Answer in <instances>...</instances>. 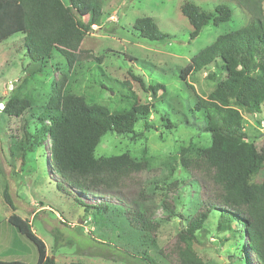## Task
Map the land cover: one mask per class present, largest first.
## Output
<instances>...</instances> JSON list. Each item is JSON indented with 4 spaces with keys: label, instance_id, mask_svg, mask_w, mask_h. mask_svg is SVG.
I'll list each match as a JSON object with an SVG mask.
<instances>
[{
    "label": "rangeland",
    "instance_id": "rangeland-1",
    "mask_svg": "<svg viewBox=\"0 0 264 264\" xmlns=\"http://www.w3.org/2000/svg\"><path fill=\"white\" fill-rule=\"evenodd\" d=\"M193 1L212 11L222 0ZM181 2L101 0L95 19L90 5L84 4L78 13L91 31L80 48L103 55L101 63L83 61L68 67L57 51L43 63L32 62L25 56L19 32L0 42V109L11 94L30 96L36 105L44 106L55 92V81L89 102L106 105L110 112L127 111L134 103L153 104L135 124L137 139L132 133L107 132L94 148L95 157L129 153L142 161L141 170L131 174L123 189L99 198L80 195L72 187L61 190L63 184L50 167L49 137H38L40 144L28 150L32 134L40 126L36 117L42 106L18 117L0 110V262L40 264L51 255L59 264H142L128 252L141 255L144 251L156 264H179L175 251L181 244L179 232L199 212L204 189L197 182L200 168H185L181 150L193 162L196 149L212 146L207 128L221 116L207 108L206 97L214 85L207 72H193L183 81L180 69L218 36L244 27L249 18L242 7L227 2L233 8L231 19L218 25L209 23L197 38L190 39L189 23L179 11ZM262 7L264 13V1ZM142 16H151L169 37L159 41L141 37L132 25ZM129 73L140 76L146 85L160 84L163 90L156 97ZM196 103L205 107L196 110ZM260 108L255 114L242 109V124L250 141L264 145V104ZM260 156L264 157V148ZM260 177L259 173L256 178ZM5 186L14 210L2 198ZM73 196L85 204L99 202V206L86 213ZM104 204L118 209L108 212ZM144 207H149L151 226L141 215ZM11 214L24 219L33 239L42 243L39 252L28 238L30 233L23 235L8 223ZM217 220L218 212H210L204 230L194 233L192 247L202 264H249L252 257L236 234L239 225L220 230ZM54 236H58L55 246Z\"/></svg>",
    "mask_w": 264,
    "mask_h": 264
},
{
    "label": "trees",
    "instance_id": "trees-1",
    "mask_svg": "<svg viewBox=\"0 0 264 264\" xmlns=\"http://www.w3.org/2000/svg\"><path fill=\"white\" fill-rule=\"evenodd\" d=\"M99 1L0 0V42L19 32L22 34L25 56L32 62L43 63L53 51H57L64 55L68 67L83 61L101 63L103 55L80 48L81 40L91 28L78 13L84 4H89L91 17L95 19L100 13ZM263 1L222 0L212 11H206L193 0H182L179 6L181 15L189 23L190 39L197 38L209 23L218 25L229 21L233 8L227 2L242 7L249 15L244 27L218 36L214 43L193 55L180 69L179 77L183 81L193 72H207L206 77L214 82L206 97L207 108L221 113V116L213 126L207 128L213 140L212 146L196 149L193 162L185 155L186 150H181V164L185 168H200L201 175L197 182L204 189L199 212L179 232L181 244L175 250L179 264H202L192 247V241L195 239L194 233L204 230L203 224L210 212H218L217 227L220 230L229 228L233 223L238 224L236 234L244 240L246 252L252 257L249 264H264V157L260 156L264 145L249 140L243 131L241 113L242 109L259 113L264 104ZM132 27L141 37L151 41L169 37L168 33L159 29L151 16L134 19ZM127 58L133 59L132 56ZM129 74L143 90H151L156 97L158 90H163L160 84L146 85L140 76ZM53 86L55 92L44 106L36 105L30 96L11 94L2 102L0 110L8 116L18 117L25 110L36 111L37 107L42 106L36 117L40 126L32 134L33 140L28 150L40 144L37 143L38 137L50 138V167L63 184L61 190L65 186L72 187L80 195L97 198L104 197L108 191H120L131 174L141 170L142 161L129 153L95 157L94 148L107 132L119 135L132 133L133 139H137L135 136H139V132L135 131V124L150 112L153 104L134 103L127 111L110 112L106 105L94 104L82 95L63 89L62 83L55 81ZM163 94L161 92L159 98ZM194 107L199 110L202 106L196 103ZM211 117L214 115L211 114ZM162 118L170 122L164 116ZM144 126L147 127L146 121ZM259 173L260 179L256 178ZM2 195L4 202L14 210L7 186ZM72 199L86 213L99 206V202L85 204L77 196ZM104 206L108 212L118 209L114 205ZM141 212L144 222L151 226L149 207H144ZM7 221L23 235L31 232L26 228L25 220H20L15 214H11ZM33 237L32 234L28 235L39 252L42 243ZM57 241L58 236H54V246ZM128 254L142 264H156L155 259L144 251L141 255ZM7 264L20 263L11 261ZM40 264L59 263L50 255Z\"/></svg>",
    "mask_w": 264,
    "mask_h": 264
}]
</instances>
